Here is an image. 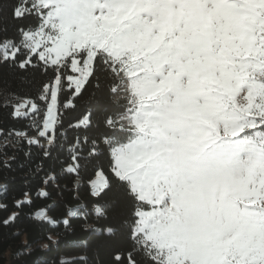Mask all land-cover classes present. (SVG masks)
Returning a JSON list of instances; mask_svg holds the SVG:
<instances>
[{"label":"snow or ice","instance_id":"obj_1","mask_svg":"<svg viewBox=\"0 0 264 264\" xmlns=\"http://www.w3.org/2000/svg\"><path fill=\"white\" fill-rule=\"evenodd\" d=\"M0 64L52 73L36 100L10 104L48 144L101 77L123 101L97 136L95 114L79 113L85 134L60 170L78 183L87 173L103 230L131 241L110 264H264V0H14ZM22 195L17 208L31 204Z\"/></svg>","mask_w":264,"mask_h":264},{"label":"trees","instance_id":"obj_2","mask_svg":"<svg viewBox=\"0 0 264 264\" xmlns=\"http://www.w3.org/2000/svg\"><path fill=\"white\" fill-rule=\"evenodd\" d=\"M13 3L14 0H0V14L9 22ZM14 34L15 29L9 23L8 35ZM51 75L50 71L46 74L42 68L24 72L0 64V204L7 205V208H0V264H110L114 251L130 246L131 241L119 232L109 236L103 230L102 223L92 212L91 202L95 198L91 195L88 174L85 173L78 183L72 175L61 174L60 170L71 162L77 138L83 139L85 134L75 127L79 113L90 110L95 114L98 126L88 135L97 136L104 131V116L111 115L123 101L112 95L111 81L103 77L99 81L100 88L93 85L84 100L74 97V86L65 81V103L68 100L73 103L79 100V103L76 110H64L58 143L53 141L44 146L41 141L45 139L39 138L43 147L29 145L16 133L26 132L38 138L36 126L32 120L13 117L10 104L16 101L12 97L15 94L36 100ZM45 150L49 152L48 157L43 155ZM38 165L42 167L38 169ZM53 170L59 174L58 186L49 187L44 184L47 179L45 173L53 174ZM41 189L50 193L51 198L38 195ZM24 191L30 193L31 204L17 208L16 201L24 199ZM41 210H45L47 219L37 217ZM73 212H79V215H71ZM13 213L17 219L5 226L3 221ZM122 213L123 209L117 207L112 217L117 227L122 222ZM65 220L68 221L67 226ZM48 236L52 237L51 241Z\"/></svg>","mask_w":264,"mask_h":264},{"label":"rangeland","instance_id":"obj_3","mask_svg":"<svg viewBox=\"0 0 264 264\" xmlns=\"http://www.w3.org/2000/svg\"><path fill=\"white\" fill-rule=\"evenodd\" d=\"M76 75H78L77 73H73V76H76ZM70 82V81H69ZM70 84H71V82H70ZM72 85V84H71ZM72 86H74V85H72ZM23 111V110H22ZM38 137V136H37ZM38 139H39V137H38ZM44 144H48V143H46V139H45V141H44Z\"/></svg>","mask_w":264,"mask_h":264},{"label":"built area","instance_id":"obj_4","mask_svg":"<svg viewBox=\"0 0 264 264\" xmlns=\"http://www.w3.org/2000/svg\"><path fill=\"white\" fill-rule=\"evenodd\" d=\"M44 141H45V140L41 141V142H42V144H43L44 146L48 145V144H44Z\"/></svg>","mask_w":264,"mask_h":264}]
</instances>
